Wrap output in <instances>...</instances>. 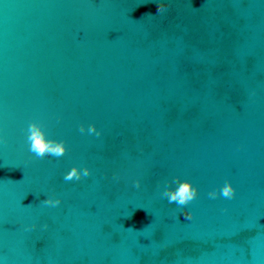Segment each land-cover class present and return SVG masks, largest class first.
<instances>
[{
    "label": "water",
    "instance_id": "1",
    "mask_svg": "<svg viewBox=\"0 0 264 264\" xmlns=\"http://www.w3.org/2000/svg\"><path fill=\"white\" fill-rule=\"evenodd\" d=\"M0 138V264H264V0H0Z\"/></svg>",
    "mask_w": 264,
    "mask_h": 264
},
{
    "label": "clouds",
    "instance_id": "2",
    "mask_svg": "<svg viewBox=\"0 0 264 264\" xmlns=\"http://www.w3.org/2000/svg\"><path fill=\"white\" fill-rule=\"evenodd\" d=\"M167 9V5L164 3H159L158 13H163ZM79 131L81 133H85L87 131L88 134H95L97 137L101 135L95 125H90L87 129L83 126L80 127ZM27 142L29 144V151L35 155L37 159H43L46 156H54L56 158L62 157L67 152L66 143L64 141H55L47 138V133L44 130V127L36 122L31 123L27 129ZM3 138H0V143H4ZM91 175V170L87 167L81 170L78 167H73L64 177L65 181H80L81 179L88 177ZM114 179H118V177H114ZM175 184L176 187L172 188L170 185L165 187V190L162 192V196L167 198L168 202L175 203L178 206H186L190 202L198 196V188L194 187L190 181L184 180L181 181L179 177H177L174 181L171 182ZM134 187L139 189L141 187L140 180H136L134 182ZM224 198L233 199L235 196V189L233 188L230 182H226V184L222 187L220 193ZM211 199H216L218 193L216 191H211L208 193ZM43 203L47 206L57 207L61 204L60 199H45ZM184 216L187 219H191V213L185 212ZM32 227H35L33 225ZM47 228V225L44 226Z\"/></svg>",
    "mask_w": 264,
    "mask_h": 264
}]
</instances>
